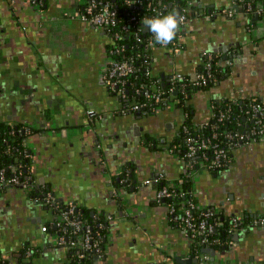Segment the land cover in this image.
<instances>
[{
    "label": "crops",
    "instance_id": "crops-1",
    "mask_svg": "<svg viewBox=\"0 0 264 264\" xmlns=\"http://www.w3.org/2000/svg\"><path fill=\"white\" fill-rule=\"evenodd\" d=\"M85 1L0 0V122L34 130L26 139L37 190L46 186L65 203L109 215L104 264H189L191 258L195 264L188 233L155 198L162 174L173 183L187 172L170 148L184 112L175 104L140 119L123 111L102 79L113 39L81 18ZM189 1L193 15L180 33L151 49L155 73L193 76L204 53L235 55L230 75L190 100L196 122L210 117L213 100L264 98V17L253 23L236 0ZM130 162L131 183L117 186ZM212 173L194 174L198 206L264 215L263 140L234 150L224 190L212 185L219 177ZM52 217L23 189H6L0 194V257L16 264L27 243L37 251L32 264H70L69 251L43 231ZM132 246H140L137 254L121 256ZM207 264H264V225L235 230L230 248Z\"/></svg>",
    "mask_w": 264,
    "mask_h": 264
},
{
    "label": "built area",
    "instance_id": "built-area-1",
    "mask_svg": "<svg viewBox=\"0 0 264 264\" xmlns=\"http://www.w3.org/2000/svg\"><path fill=\"white\" fill-rule=\"evenodd\" d=\"M32 1L37 4L42 2V0ZM114 1L86 0L80 13L83 20L102 28L113 39V45L109 52L111 59L104 69L102 79L110 93L120 101H126V103L123 102L122 108L125 113L145 114L148 111L157 113L169 104H175L176 99H171L169 102L164 101L165 92L162 87V78H155L159 74L155 73L152 66L154 58L151 49L160 44L155 42L153 36L148 39L145 53L140 61L133 58H124L122 54L125 44H117V40L122 38V35L129 30L128 25L130 24L139 25V27H135V29L138 28L136 31L133 30L136 37L140 35L142 37V34L145 35L148 30H144L142 20L148 17L146 14L139 16L137 13H133L124 23L122 30L116 31L119 19L118 9L115 7ZM124 1L127 4H134L135 8L138 6L135 3L136 0ZM247 1L249 2V0H236V4L239 2L240 5L247 6ZM247 8V12L253 10L251 4ZM233 11V9L223 10L224 13L230 15L233 14ZM255 11L258 15H264V0L256 2ZM179 17H182V23L177 33H180L189 16L184 11L181 12ZM152 18L155 17L152 16ZM216 61V53H204L203 69L201 71L196 70L193 76L189 75L191 77L187 82H179V79L184 76L182 74H168L169 91L184 94L189 84L199 88L207 86L210 81L216 80L212 72ZM226 63L232 66L231 59H226ZM250 99L252 102L246 110V114L249 120L252 121V125L238 122L235 128L221 129L222 125L231 122L232 114L228 107H224L218 102L215 103V100L210 103V117L203 122L194 121L188 125L185 123L187 115L184 113V121L177 133V135L182 136L183 152L176 154L183 159L187 172L222 170L232 161L231 157L236 148L244 144L257 142L258 138L264 141V98L253 96ZM94 113V110L89 111L90 115ZM9 125L11 128L15 127L13 124ZM24 132L29 133V129L26 127ZM12 133H15V130ZM29 153V157L33 160L32 151L29 150ZM163 178H166L164 174L157 179V183ZM166 180L168 179L166 178ZM31 186L36 188L32 175L30 176L23 163L11 165L9 168L0 166V194L8 188H21L27 193ZM176 194L177 190L174 188L173 183L169 182L166 186L157 190L155 198L156 201L162 202V200L173 198ZM31 199L37 204L47 207L53 214L52 219L43 226V231L51 232L56 246L64 247L71 253V262L74 259L76 261L73 264H104L101 260L104 257L102 253L104 249L102 236L96 237L93 235L92 226L79 217L76 206L72 202H68V205L61 209L62 200L52 191ZM169 213L188 233L191 240L197 236L200 237L201 248L193 258L196 260L195 264H207L211 259V254L207 250L222 243L216 235V222H214V219H220L217 215V209L198 206L192 192V197L182 202L179 208L169 206ZM231 222L235 229H239L242 225V217L233 216ZM252 224L263 226L264 216H255L252 219ZM34 253V250L27 249L25 263L30 264V256ZM0 264L15 263L7 262L6 259L0 257Z\"/></svg>",
    "mask_w": 264,
    "mask_h": 264
},
{
    "label": "trees",
    "instance_id": "trees-1",
    "mask_svg": "<svg viewBox=\"0 0 264 264\" xmlns=\"http://www.w3.org/2000/svg\"><path fill=\"white\" fill-rule=\"evenodd\" d=\"M258 0H249L247 1V6L240 5L241 8H243L244 12L250 15L251 18H254L256 16L260 18L264 17V15H258L255 11L256 9V2ZM173 2V5L171 6V3ZM136 4H138L137 8H135L134 4H127L124 0H115L114 5L118 9V19L119 23L117 25L116 31L122 30V27L124 26V23L126 20H128L133 13H137L139 16H142L144 14L147 15L148 18L158 17L167 15L169 13H178V10H181V12L186 11L189 13L191 10V7L194 5H189V0H136ZM251 4L253 7V10L247 12V7ZM193 8V7H192ZM193 15L192 13H190ZM129 30L122 35V38L117 40V44H125V49L122 54L124 58H133L136 61H140L142 55L145 53V46L149 38H152L154 34L150 31H148L145 35L142 34L139 37H136L133 34V30L136 31L138 28L135 29V27H139V25L130 24L128 25ZM140 31V30H139ZM141 34V31H140ZM217 54V61L214 63L212 72L214 76L216 77V80L210 81V83L207 84V86L204 87H197L195 85L189 84L186 89L185 93L182 94L181 92L177 94L175 99V106L179 109H182L184 113H186L187 117L185 120V123L188 125L192 124L194 119V109L193 106L190 103V100L192 99L193 95L201 90H208L211 87L215 86L219 81L226 79L230 73H231V65H228L226 63L225 55ZM205 59V58H204ZM203 69L202 64L197 68L198 71H201ZM191 76L184 75L182 78L179 79V82H187L189 81ZM155 78H162V87L164 89V101H171L172 94L174 92L169 91L170 85L167 84L168 75L161 74L159 76H156ZM260 100V99H257ZM122 101V100H121ZM126 103V101H123ZM218 102L224 107H228L230 109V112L232 114L231 122L225 123V125L221 126V129L226 128H235L237 127L238 122H242L244 124L249 123L252 125V121L249 120L246 110L249 108V105L251 104L252 100L249 99H243V100H233V99H227V100H215V103ZM165 108V107H164ZM155 114L153 111H148L147 113H136V117L138 116H145V115H152ZM14 128H11L9 124L6 122H0V166L9 168L11 165H17L18 163H23L25 169L30 174V165L32 163L31 158L29 157V150L28 144L26 141L27 132H24V129L26 126L22 124H14ZM246 129V127H244ZM29 132L32 133L34 131L32 128H28ZM15 130V133H12V131ZM261 141V138L257 139V142ZM170 148L175 153L183 152V140L182 136L176 135L173 143L171 144ZM232 161H233V155H232ZM232 161L222 168V170L214 171L215 174H220L222 171H225L229 168ZM130 166L129 174L124 171L123 174L119 175L115 179V184L117 186L119 185H127L131 183L132 180V173L134 170L132 167L134 166L133 163H128ZM194 172H186L181 179H178L176 181H173L174 188L177 190V194L173 198H169L165 200V204L168 205V207H176L179 208L182 205V202L187 201L192 197V190L191 186L194 182ZM31 176V174H30ZM33 179V177H32ZM34 180V179H33ZM119 180V181H118ZM129 182V183H127ZM169 183V180H166V178H163L158 182L159 188L166 186ZM51 191L50 188H45L43 190H37L33 186L30 187V189L27 191V194L32 198L35 196H41L45 192ZM158 202V201H157ZM62 207L61 209L65 208L68 203H65L62 201ZM78 211L79 217L83 219L84 221H87L90 223V225L93 228V235L98 237L102 236V246H104V249L102 253H105V245L107 243V235L108 232H110V219L109 215L101 210H95L93 208L85 207L82 205H79L76 202H72ZM213 208V207H211ZM216 209V208H215ZM219 218L220 219H214V222H216V235L221 239L222 243L219 245H215L214 248L216 251L223 252L226 249H229L231 246V241L233 240L235 229L232 226V218L236 215H227L224 214L223 211L217 209ZM254 216L257 215H247L242 216V225L240 228H243L244 225L247 224V226L252 225L251 219L254 218ZM264 216V215H261ZM171 220L173 223H177L173 216L170 214ZM178 224V223H177ZM239 228V229H240ZM200 237L197 236L196 238H192L190 243V253L193 257L197 251L201 248L200 245ZM34 250V254L30 256L29 261L30 264H32V258L37 254L36 249L28 245L27 243L24 244V246L20 249L17 255V263L16 264H27L25 263V255L27 249ZM71 254V253H70ZM7 262H10L6 259ZM75 259L72 260L70 264L75 263Z\"/></svg>",
    "mask_w": 264,
    "mask_h": 264
},
{
    "label": "clouds",
    "instance_id": "clouds-1",
    "mask_svg": "<svg viewBox=\"0 0 264 264\" xmlns=\"http://www.w3.org/2000/svg\"><path fill=\"white\" fill-rule=\"evenodd\" d=\"M142 23L154 34L156 43L166 46L175 39L182 17H179L177 13H169L155 18H146L142 20Z\"/></svg>",
    "mask_w": 264,
    "mask_h": 264
},
{
    "label": "rangeland",
    "instance_id": "rangeland-1",
    "mask_svg": "<svg viewBox=\"0 0 264 264\" xmlns=\"http://www.w3.org/2000/svg\"><path fill=\"white\" fill-rule=\"evenodd\" d=\"M225 172H226V170L222 171L219 174V177L216 179V181L212 183V185H215L217 188L224 190L225 184L229 181V175H227ZM50 216H51L50 213H48L46 215V217H50ZM139 250H140V246H134V247L132 246V247H129L128 250L126 249L125 253H122L121 256L124 257L126 255L129 257L130 254L133 256V255L137 254L139 252Z\"/></svg>",
    "mask_w": 264,
    "mask_h": 264
},
{
    "label": "water",
    "instance_id": "water-1",
    "mask_svg": "<svg viewBox=\"0 0 264 264\" xmlns=\"http://www.w3.org/2000/svg\"><path fill=\"white\" fill-rule=\"evenodd\" d=\"M183 1H185V0H183ZM172 5H173V2L171 3V6H172ZM177 14H178V16H180V14H181V10H178V13H177ZM258 20H259V17L256 16V17H254V18L252 19V22L254 23V22H257ZM144 30H145V31L148 30L146 26H145ZM224 57H225L226 59H232L233 57H235V55H234L233 53H229V52H228V54L225 55ZM177 94H178L177 92L173 93V94H172V99H175L176 96H177ZM137 118L140 119L141 116H138ZM137 134H138V135L140 134V131H139V130L137 131ZM162 202L165 203V200H162ZM207 252L211 253V255L214 256V255L216 254L217 251H216L215 248H212V249H208ZM0 255H1V253H0ZM181 260H182L181 262H184L183 259H181ZM193 261H194V260H193L192 258L186 260V262H188L189 264H192Z\"/></svg>",
    "mask_w": 264,
    "mask_h": 264
}]
</instances>
